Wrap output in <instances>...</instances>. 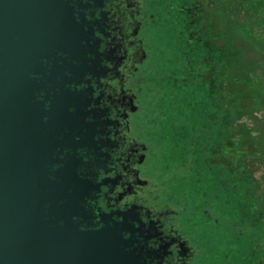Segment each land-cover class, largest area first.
Returning <instances> with one entry per match:
<instances>
[{
    "label": "flooded vegetation",
    "instance_id": "flooded-vegetation-1",
    "mask_svg": "<svg viewBox=\"0 0 264 264\" xmlns=\"http://www.w3.org/2000/svg\"><path fill=\"white\" fill-rule=\"evenodd\" d=\"M249 1L263 2L73 4L85 64L74 63L84 74L65 88L84 104L75 156L99 188L85 203L88 229L122 230L138 264H248L247 204L233 200L231 175L196 192V25L231 19L233 6L245 13Z\"/></svg>",
    "mask_w": 264,
    "mask_h": 264
},
{
    "label": "water",
    "instance_id": "water-1",
    "mask_svg": "<svg viewBox=\"0 0 264 264\" xmlns=\"http://www.w3.org/2000/svg\"><path fill=\"white\" fill-rule=\"evenodd\" d=\"M74 2L0 0V264H138L122 230L88 229L99 188L80 172L84 104L65 88L84 74Z\"/></svg>",
    "mask_w": 264,
    "mask_h": 264
},
{
    "label": "rangeland",
    "instance_id": "rangeland-1",
    "mask_svg": "<svg viewBox=\"0 0 264 264\" xmlns=\"http://www.w3.org/2000/svg\"><path fill=\"white\" fill-rule=\"evenodd\" d=\"M244 10L233 6L231 19L196 25V95L213 93L217 113L205 123L218 131L212 146L197 138L196 151L204 148L212 166L222 165V178L231 170L246 177L242 254L248 264H264V0L249 1Z\"/></svg>",
    "mask_w": 264,
    "mask_h": 264
},
{
    "label": "trees",
    "instance_id": "trees-1",
    "mask_svg": "<svg viewBox=\"0 0 264 264\" xmlns=\"http://www.w3.org/2000/svg\"><path fill=\"white\" fill-rule=\"evenodd\" d=\"M198 51H201L200 48L198 49ZM198 78L199 80H201L200 77H197L196 79L198 80ZM197 80L196 82H198ZM196 88H199V87H196ZM207 95L209 96V98ZM211 95H213V93L211 92H208V94L200 93L198 96L196 95V128H197L198 122L199 121L201 122V128L198 127V129H196V140L201 139V142L207 144V146L208 145L212 146L213 142H216L217 137H218L217 135L218 131L215 130L216 128H214L213 123L211 122H209L208 124L205 123L207 119L208 120L211 119V115L213 114V112L217 113L216 112L217 109H215L216 104L214 100H212L214 99V97L211 99ZM206 96H207V99H206ZM198 151H196L197 152L196 154V186H198L199 188L196 187V192L203 195L204 192L205 193L209 192V186L211 182L213 183L211 185L212 191L214 190L216 185L217 186L219 185L217 184V181H218V177H220L219 173L222 170L221 168L222 165L220 166V165L215 164L214 166H212L213 164L211 163V161L206 159V154H208L206 150L204 148L203 149L201 148V150H198ZM207 168L212 169L211 175L209 173L206 174V172L209 171ZM209 175L211 176V178L208 177ZM225 175L226 176L231 175L229 188H231L232 190L233 200L237 201L239 204H241V201H244L247 204L249 200H248V196H246V191L244 189V181L246 177L241 173L239 175H233L232 170H231V173H227ZM197 179L199 180L197 181ZM225 185L226 184L223 183L222 187H224ZM261 208H263V205Z\"/></svg>",
    "mask_w": 264,
    "mask_h": 264
}]
</instances>
